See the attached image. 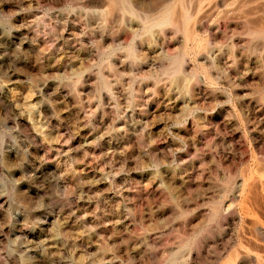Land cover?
Listing matches in <instances>:
<instances>
[{
	"label": "rangeland",
	"instance_id": "rangeland-1",
	"mask_svg": "<svg viewBox=\"0 0 264 264\" xmlns=\"http://www.w3.org/2000/svg\"><path fill=\"white\" fill-rule=\"evenodd\" d=\"M263 113L264 0H0V264L264 259Z\"/></svg>",
	"mask_w": 264,
	"mask_h": 264
},
{
	"label": "bare ground",
	"instance_id": "bare-ground-1",
	"mask_svg": "<svg viewBox=\"0 0 264 264\" xmlns=\"http://www.w3.org/2000/svg\"><path fill=\"white\" fill-rule=\"evenodd\" d=\"M169 16V15H168ZM171 17V15H170ZM190 17V16H189ZM178 20V19H177ZM167 21V19H162L160 21V23H165ZM169 21V20H168ZM193 32V30H192ZM261 48V47H260ZM260 64V63H259ZM232 67V66H231ZM229 69V68H228ZM233 69V68H232ZM231 69V70H232ZM232 74V73H231ZM232 76V75H231ZM238 81V80H237ZM238 89V88H237ZM232 91V90H231ZM239 91V90H238ZM238 93V92H237ZM242 95V94H241ZM231 99V98H230ZM252 101V100H251ZM258 101V100H257ZM230 102V101H229ZM246 102V101H245ZM256 102V101H255ZM259 102V101H258ZM247 104V103H246ZM259 104V103H257ZM235 105V104H234ZM243 105V103L241 104ZM251 105V104H250ZM261 105V104H260ZM254 106V105H253ZM252 106V107H253ZM236 107V106H235ZM234 107V109H235ZM245 107V106H244ZM256 107V106H255ZM247 108V107H245ZM250 108V107H249ZM233 109V110H234ZM258 109V108H257ZM256 109V110H257ZM253 111V109H252ZM255 111H253L254 113ZM229 114V113H228ZM236 114V113H235ZM255 114V113H254ZM264 114V113H263ZM245 115V114H244ZM246 116V115H245ZM252 116V115H251ZM249 116V117H251ZM259 116V115H258ZM262 116V115H261ZM233 118V117H232ZM239 118V117H238ZM248 118V116H247ZM231 119V118H230ZM234 119V118H233ZM253 119V118H252ZM235 120V119H234ZM251 120V119H249ZM260 120V118H259ZM231 122V120H230ZM239 122V121H238ZM237 122V123H238ZM233 123V122H232ZM235 125V124H234ZM237 125V124H236ZM240 127V126H239ZM198 134V133H197ZM246 134V133H245ZM256 138V137H255ZM199 139V138H198ZM196 140V139H195ZM194 140V141H195ZM167 144V143H166ZM178 159V158H177ZM177 161V160H176ZM250 167V166H249ZM248 168V167H246ZM263 168V167H261ZM250 169V168H248ZM180 170V168H179ZM257 170V169H256ZM255 170V171H256ZM181 171V170H180ZM243 171H245V169H243ZM247 171V169H246ZM246 171L243 175V180L241 181L240 184H238V186H236V190L234 191L232 197L234 199L237 200V205H238V208H240L241 212H240V215L242 216H248V218H252L253 220L250 221L253 225H255L258 229L259 228H263L264 229V186L263 185H260L257 184L258 182L255 180L254 176H251V175H248L246 174ZM259 171V170H258ZM257 172V171H256ZM178 173V172H177ZM254 173V172H253ZM258 173V172H257ZM261 177L264 176V170L260 172ZM177 177V175H176ZM242 177V176H241ZM237 178V176H236ZM234 179V178H233ZM239 179V178H238ZM262 179V178H261ZM241 180V179H240ZM239 180V181H240ZM261 182V180H260ZM262 183V182H261ZM232 184V183H231ZM225 185V184H224ZM230 185V184H229ZM234 185V183L232 184ZM232 188V187H231ZM229 191V189H228ZM214 192V191H213ZM221 192V191H219ZM227 192V190L225 191V193ZM225 193H222L224 194V196L226 195ZM228 196V195H227ZM226 196V197H227ZM219 197H223V195H219ZM219 198V199H221ZM225 198V197H224ZM231 199V198H230ZM231 200V201H234ZM224 202V201H223ZM230 202V201H229ZM232 203V202H231ZM230 204V203H229ZM226 205V204H225ZM231 205H234V204H230ZM229 206V207H230ZM225 207V206H223ZM228 208V207H227ZM233 208L230 207V209H228L227 211L229 212L232 211ZM236 210V209H235ZM201 211V210H200ZM218 211V210H217ZM223 211V210H222ZM202 212V211H201ZM238 212V211H237ZM195 213V212H194ZM217 214V213H216ZM215 214V215H216ZM218 215V214H217ZM209 216V215H207ZM223 216V215H222ZM211 217V216H210ZM219 217V216H218ZM233 218V217H232ZM237 218V217H236ZM212 219V218H210ZM215 219V218H214ZM239 220V219H238ZM249 220V219H248ZM247 220V221H248ZM211 221V220H210ZM246 221V220H245ZM231 223V222H230ZM238 223V222H237ZM245 223V222H244ZM246 223H249V222H246ZM249 223V224H251ZM224 225V224H223ZM226 225V224H225ZM242 225V224H241ZM231 226V225H230ZM241 228V227H240ZM243 228V227H242ZM250 228V227H249ZM214 229V228H213ZM245 230H247L245 227H244ZM228 231V229H227ZM252 231V230H251ZM261 231V230H260ZM246 232V231H244ZM263 232V231H262ZM150 233V232H149ZM240 233H241V229H240ZM247 234L249 232H246ZM253 233V232H252ZM245 235V234H244ZM249 235V234H248ZM229 236V234H228ZM217 237V236H216ZM225 237V236H224ZM254 237V235H253ZM151 238V237H150ZM245 238V237H244ZM218 240V239H217ZM220 240V239H219ZM258 240H259V237H258ZM261 240V239H260ZM264 240V239H262ZM242 241V240H241ZM246 241L248 242L247 238H246ZM211 242V241H210ZM244 242V241H243ZM251 243V242H250ZM188 245V244H187ZM246 245V244H245ZM186 246V245H185ZM223 246V245H222ZM259 247H260V244L256 241L253 242V244L251 243L250 245L247 244V246L243 247L244 249V255L241 254L243 252L240 251V249H237L233 252H231L224 260H222V264H246L248 262V259L246 257H248L249 254H251V251L254 250H257V253H255V258L253 260L254 264H264V259L262 258L261 254H259ZM205 248V247H204ZM264 248V247H263ZM262 247L260 249H263ZM204 251V249H203ZM202 251V252H203ZM202 252H201V255H202ZM241 252V253H240ZM262 252V251H261ZM206 253V252H205ZM204 253V254H205ZM224 253V252H223ZM200 255V256H201ZM205 256V255H204ZM180 257V256H179ZM178 258V256H177ZM199 259V258H198ZM212 259V258H211ZM253 259V258H252ZM176 260V258H175ZM172 263V262H171ZM252 263V262H251ZM250 264V262H249ZM253 264V263H252Z\"/></svg>",
	"mask_w": 264,
	"mask_h": 264
}]
</instances>
